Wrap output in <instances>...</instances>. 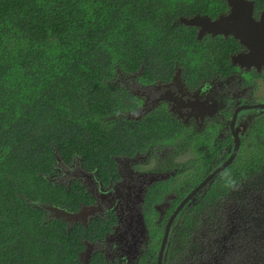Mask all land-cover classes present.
<instances>
[{
    "label": "trees",
    "instance_id": "1",
    "mask_svg": "<svg viewBox=\"0 0 264 264\" xmlns=\"http://www.w3.org/2000/svg\"><path fill=\"white\" fill-rule=\"evenodd\" d=\"M227 8L226 0H0V264H81V241L101 234L100 222L68 230L41 207L78 208L77 186L51 180L59 161L80 157L86 167L109 168L113 155L151 146L191 149L182 147L189 138L179 136L184 128L164 105L128 119L140 101L120 78L143 85L170 80L177 68L194 79L230 72L236 40H199L196 27L179 22ZM256 130L189 202L174 244L186 242L234 188L255 176L264 184V121ZM208 138L196 139L179 199L206 176L214 159ZM90 264H105L104 257Z\"/></svg>",
    "mask_w": 264,
    "mask_h": 264
},
{
    "label": "flooded vegetation",
    "instance_id": "2",
    "mask_svg": "<svg viewBox=\"0 0 264 264\" xmlns=\"http://www.w3.org/2000/svg\"><path fill=\"white\" fill-rule=\"evenodd\" d=\"M248 1L253 5L255 28L264 36V0ZM230 11L228 5L227 11L221 14ZM193 27L197 28L198 37L201 28ZM207 35L212 36L205 34L202 39ZM224 39H234L238 43L229 55L232 67L228 73L214 72L201 79L191 78L189 82L183 69L177 68L169 81L143 85L135 79L136 76L120 78L140 101L136 110L127 114L139 116L128 119L141 120L145 114L164 105L184 128L179 136L189 138L182 147L189 148V144H196L197 138L203 143L201 136H214L211 140L208 138L210 154H214V159L209 162L204 179L232 155L234 136L240 138L235 159L242 150L243 138L255 135L256 126L264 121V64L259 68L234 64V56L247 54L249 50L232 35ZM161 145L151 146L144 152L136 151L133 155H113L109 168L86 167L80 157L58 162L51 180L68 189L77 186L74 190L79 195L78 208L66 209L74 212L86 209L88 212L86 219L78 223L62 220L67 223L68 230L77 224L86 229L98 222L102 224L100 235L81 241L83 246L78 253V261L85 264L89 256L90 264L94 256L101 255L105 264H264V222L259 221V215L252 217L256 207L242 211L237 206V212L233 215L220 209L236 193L241 196H234L235 202H240V199L246 201L247 198L253 201L263 199L260 205L263 204L264 209V197H256L264 193V184L254 182L257 176L253 180L254 186L247 188L248 183L245 190L244 185H240L229 195L223 196L217 202L218 207L210 212L211 216L202 219L186 242L174 244L175 233L182 227V212L191 205L192 202H189L195 196L170 222L177 206L190 193L179 199L178 190L183 192L185 188H177L187 170L186 161L190 160L192 164L189 166L192 167L196 155L193 152L186 155L192 149L177 153L176 143ZM161 149H172L171 154L161 157ZM206 156L209 157V153ZM151 204L153 207L149 216ZM263 213L261 210L258 212ZM48 216L49 219H56L51 212ZM243 226L248 229L245 234L241 231ZM157 227L159 232L156 231ZM167 228L168 237L162 250ZM214 244L218 245L214 247Z\"/></svg>",
    "mask_w": 264,
    "mask_h": 264
},
{
    "label": "water",
    "instance_id": "3",
    "mask_svg": "<svg viewBox=\"0 0 264 264\" xmlns=\"http://www.w3.org/2000/svg\"><path fill=\"white\" fill-rule=\"evenodd\" d=\"M231 8V11L227 14H221L216 19H212L209 16L195 15L194 17H182L180 22L188 26H199L201 29L198 34V38L202 39L205 34H211L212 36L221 35L225 38L232 35L233 38L240 41L249 52L246 54H239L234 56L233 63L240 64L242 66L247 65L251 67L255 65L260 67L264 64V36L257 32L255 23L252 19V3L248 0H226ZM175 79L173 80V82ZM139 114L126 115L127 118H137ZM235 137V147L232 155L226 160L219 168L209 174L197 187H195L177 206L174 214L170 218V222L177 216V214L185 207V205L196 195L209 181H211L218 173L224 170L231 164L240 146L239 136ZM42 208L51 212L56 219L68 221L69 223H78L84 221L88 215L86 209L79 212L69 211L66 208L59 207L52 204H40ZM92 212L94 208H91ZM168 229L166 230L163 242L162 250L165 247ZM88 260L85 264H88Z\"/></svg>",
    "mask_w": 264,
    "mask_h": 264
},
{
    "label": "rangeland",
    "instance_id": "4",
    "mask_svg": "<svg viewBox=\"0 0 264 264\" xmlns=\"http://www.w3.org/2000/svg\"><path fill=\"white\" fill-rule=\"evenodd\" d=\"M185 78H186L189 82L191 81V77H190V76H185ZM162 81H169V80H166L165 78L162 77ZM156 146H160V145H156ZM161 146H162V145H161ZM194 146H195V144H189V148H191L192 151L188 152L186 155H191L192 152H193V153L195 152V151H194ZM161 150H162V151H160V156L163 157V156L168 155V154L170 155L172 149H170V151H168V149H161ZM167 153H168V154H167ZM184 155H185V154H184ZM153 163H154V162H153ZM191 169H192V167H191ZM185 172H187V171H185ZM185 172H184L183 174H185ZM256 181H261V182H262V179L260 180V179L257 178V179H255L254 182H256ZM254 182H253V181L250 182V184L248 185L247 188L254 186ZM260 186H262V185H260ZM247 188H245V190H246ZM260 191H261V190H258V192H260ZM252 194H254V193H252ZM233 195L236 196V197L241 196V195L238 194V193L233 194ZM234 196H230V197L228 198L229 201L226 202L223 206H221L220 209H221V208H222V209H225L227 214H232V215H233V213L237 212V208H238V207H239V209L241 208L242 211L248 210L249 208H255V207H256V209H254V211L252 212V217H255V218H256V217L259 215V216H260L259 221H260V222H264V219H263V218H264L263 204L260 205V200H263V199H257V200H255V201H253V200H250L249 198H247V197L245 196V198H247L246 201L240 199V202H235V201H234L235 199H233ZM256 197H257V198L264 197V193H262V194H257ZM252 199H253V198H252ZM243 201H244V203H242ZM237 206H238V207H237ZM259 210H261L263 214H258ZM150 228H151V229L153 228V227H152V223H151ZM158 228H159V227H157L156 231L159 232ZM241 231L245 234V233L248 231V229H247L246 226H243V227H241ZM217 245H218V244H214V247H216Z\"/></svg>",
    "mask_w": 264,
    "mask_h": 264
}]
</instances>
